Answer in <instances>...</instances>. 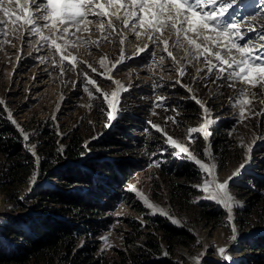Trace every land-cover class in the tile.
<instances>
[{"label":"rangeland","instance_id":"obj_1","mask_svg":"<svg viewBox=\"0 0 264 264\" xmlns=\"http://www.w3.org/2000/svg\"><path fill=\"white\" fill-rule=\"evenodd\" d=\"M263 1L238 0L235 8L242 30L257 46L264 43L256 40L264 29ZM21 4L24 5L25 0H21ZM5 6L9 5L5 3ZM11 7L20 14L14 4ZM13 19L0 12V20L5 21L3 27L7 32V35L0 36V41H8L0 43V100L5 101L1 106L6 116L9 118L11 113L9 120L16 122L12 123L22 137L24 152L33 156L36 165L39 160L48 158L40 150L41 139L36 130L45 122L52 123L48 126L53 129L60 152L65 148L64 136L73 129L81 134L86 148L82 159L91 154L89 144H94L105 134L121 137V133H127L144 139L136 143L135 158L141 162L121 193V202L111 212L115 219L108 230L97 237H107V243L103 240L101 248L132 251L144 247L151 234L162 237L155 224L156 217H160L185 233L183 239L174 237L169 246L163 243L161 252L153 256L152 261L164 264L243 262L249 252L244 250V243L250 241V236L264 235V190L250 180L251 176L264 177L261 167L264 161V116L259 115L264 112V87L253 88L231 81L226 74L218 78V70L209 73L203 58L192 64L180 60L184 54L181 49L173 50L179 63H173L166 53H162L165 56L162 65L159 55L153 56L151 51L134 56L138 46L148 43L146 37L140 40L131 37V42L123 45L124 55L129 59L110 73L108 69L121 58L119 37H112L108 32L102 34L98 29L79 35L99 41V47L81 44L77 49L66 50L82 62L73 70L67 62L61 63L60 54L54 49L38 43L39 35L21 39L23 29L13 24ZM248 27L257 31L248 32ZM42 32L45 36L51 35L47 29H42ZM102 35L107 39H101ZM58 42L63 43V40ZM153 51L160 50L153 46ZM101 57H104L103 64ZM213 63H217L214 58ZM181 64L186 65L183 76L176 71ZM87 65L95 68L96 72ZM197 68L202 70L197 72ZM87 79L94 80L95 85L86 84ZM116 81L120 85L116 98L118 103L109 106L105 95L112 98L111 93L118 87ZM241 88L246 89V97L238 95ZM193 94L206 106L207 117L215 121L207 128L211 133L207 140L203 132L192 133V139H189V129L205 123L204 110L191 99ZM245 98L250 103L238 102ZM109 112L114 117L111 120ZM121 114L126 117L118 119ZM128 117L133 121L124 123ZM24 134L29 136L28 141L24 140ZM169 137L187 147L188 152L204 164H215L218 182L239 170V175L228 188L235 201L239 202L233 207L232 221L228 220L227 210L209 198L210 192L197 187L212 177L190 159L188 153H180L178 148L168 143ZM145 141H152L146 144L154 148L142 147ZM140 143L143 145L138 146ZM26 144L37 145L35 156ZM206 149L209 152L207 156L204 155ZM241 165H244L242 169ZM1 181L0 175V226L17 216L26 217L31 210L32 193L56 182L49 180L47 171L40 168L32 170V167L27 179L12 193L2 188L4 184ZM13 196H16L15 202H12ZM145 199L152 207L145 204ZM233 225L237 229L235 240L232 239ZM220 247L226 249L223 256L217 251Z\"/></svg>","mask_w":264,"mask_h":264},{"label":"trees","instance_id":"obj_2","mask_svg":"<svg viewBox=\"0 0 264 264\" xmlns=\"http://www.w3.org/2000/svg\"><path fill=\"white\" fill-rule=\"evenodd\" d=\"M122 116L126 117L121 114L118 119ZM131 121L128 117L124 123ZM50 124L45 122L36 129L40 150L48 157L36 165L33 156L24 152L18 129L0 105L2 188L14 192L27 179L31 167L47 171L49 180L56 181L32 193L26 217L17 216L0 226V264H164L151 258L161 252L163 243L169 246L174 237L183 239L185 232L160 217L155 224L162 237L151 234L144 247L109 250L101 248L103 240L97 238L115 219L111 212L121 202V193L141 162L135 158L136 143L144 139L127 133L121 137L105 134L89 144L91 154L82 159L86 148L81 134L73 129L64 136L65 148L60 152ZM146 143L153 142L138 146L150 148ZM261 167L264 170V161ZM250 180L264 190V177L251 176ZM250 237L244 243L249 252L240 264H264V235Z\"/></svg>","mask_w":264,"mask_h":264},{"label":"snow or ice","instance_id":"obj_3","mask_svg":"<svg viewBox=\"0 0 264 264\" xmlns=\"http://www.w3.org/2000/svg\"><path fill=\"white\" fill-rule=\"evenodd\" d=\"M5 3L9 6H5ZM237 3L238 0H25V4L22 5L21 0H0V12L5 17L14 18L13 24L19 25L23 29L20 33L21 39L26 36L39 35L38 43L54 49L55 53L60 54L61 63L67 62L73 70L77 69L82 62L66 50L77 49L81 44L99 47V41H92L90 38L86 39L79 35L81 32L98 29L102 34L108 32L112 37H119L121 58L117 59L108 69L110 73L126 59H129L124 55L123 45L126 42H131L133 36L137 40L146 37L148 43L142 47L138 46L134 56L151 51L153 56L159 55L162 65L165 59L162 53H166L173 63H179L177 57L173 55V50L181 49L184 54L180 60L192 64L193 61L199 62L203 58L209 73L214 69L218 70V78L226 74L227 79L231 81H239L241 84L253 88L264 87V43L257 46L253 40L248 39L242 30L241 22L237 20L235 11ZM13 4L20 14L13 10L11 7ZM4 24L5 21L0 20V36L7 35L3 27ZM42 29H47L51 35H43ZM247 31L254 32L257 29L248 27ZM73 37L74 39H72ZM101 39H107V37L102 35ZM60 40H63V43H59ZM256 40L264 41V29L261 30V34L256 37ZM7 42L0 41V43ZM153 46L160 51H153ZM213 58L217 63H213ZM103 60L104 57H101V64H103ZM87 66L91 68V65ZM185 68L186 65L181 64L176 69L179 76L185 75ZM91 70L96 72L95 68H91ZM201 70L197 68V72ZM84 75L87 77V73ZM95 83L91 79L86 81V84L95 85ZM115 83L118 87L111 93L112 98L109 99L105 95V102L109 106L118 103L116 98L120 91V85L118 81ZM176 83H179V80ZM188 90L192 91V89ZM96 91L99 92L100 89L97 88ZM89 95L92 96V93L90 92ZM238 95L246 97V89L241 88ZM158 99L162 100L163 98ZM191 99L204 110L205 123L198 128H190L189 139H192V133L203 132L204 138L207 140L211 135L207 128L215 121L207 117L206 106L197 99L195 94L191 96ZM238 102L241 104L250 103L246 98ZM3 104L5 101L0 100V105ZM240 114L241 116L244 114L243 107H241ZM259 115L264 116V112ZM11 116L12 114L9 113V119ZM113 118L112 113L109 112V119ZM12 122L16 123L14 120ZM153 127L160 130L157 125H153ZM24 140H29L27 134H24ZM167 142L178 148L180 153H188L189 158L195 160L200 168L212 177V179H205L203 184L197 187L205 192H210L209 198L222 205L228 212V220L232 221L233 207L239 202L235 201L228 188L235 176L239 175V170L233 172L223 182H218L215 177L217 168L215 164L211 166L204 164L192 156L187 147L176 143L171 137ZM36 147L37 145L26 144V148L34 156ZM204 155H209L207 149ZM243 167L244 165H241V169ZM35 178L34 174L33 180ZM145 204L152 207L147 199H145ZM161 214L167 215L163 212ZM173 223L176 221L173 220ZM232 231L234 233L232 239L235 240L237 229L234 225ZM101 239L107 243V237H101ZM217 251L223 256L226 249L220 247ZM224 258L229 259L228 257Z\"/></svg>","mask_w":264,"mask_h":264},{"label":"bare ground","instance_id":"obj_4","mask_svg":"<svg viewBox=\"0 0 264 264\" xmlns=\"http://www.w3.org/2000/svg\"><path fill=\"white\" fill-rule=\"evenodd\" d=\"M264 2V1H263ZM34 11V9H32ZM254 24V23H253ZM261 26V25H260ZM255 27V26H254ZM257 28V27H256Z\"/></svg>","mask_w":264,"mask_h":264}]
</instances>
